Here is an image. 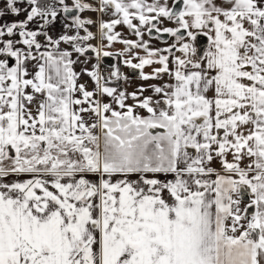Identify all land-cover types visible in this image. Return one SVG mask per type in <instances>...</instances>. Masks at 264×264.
Here are the masks:
<instances>
[{
	"label": "snow or ice",
	"instance_id": "1",
	"mask_svg": "<svg viewBox=\"0 0 264 264\" xmlns=\"http://www.w3.org/2000/svg\"><path fill=\"white\" fill-rule=\"evenodd\" d=\"M0 2V264H264V0Z\"/></svg>",
	"mask_w": 264,
	"mask_h": 264
},
{
	"label": "crops",
	"instance_id": "2",
	"mask_svg": "<svg viewBox=\"0 0 264 264\" xmlns=\"http://www.w3.org/2000/svg\"><path fill=\"white\" fill-rule=\"evenodd\" d=\"M69 2H71V0H69ZM169 4H172L173 3V0H168ZM20 6H23V4H21ZM0 7H4L3 3L0 2ZM25 13H21V15L19 16H15V15H12V14H8L4 17V20L5 21H14V20H23L25 18ZM84 17H90L92 18L93 20H96L97 19V14L96 13H93V12H85L82 14ZM107 19V17H106ZM33 25H30V27H32ZM122 28V32L125 34V35H128L129 32L127 30L126 27H121ZM91 30L93 32H96L97 31V27L96 26H92ZM62 31V25L60 23V21L58 20L54 27L52 29H50V32L51 34L55 35L57 33H60ZM41 39H43V37H41ZM91 43L93 44H97L99 43V40H93L91 41ZM161 47V46H160ZM95 61L93 60V63ZM89 67H91V64H89ZM77 70L79 71V66H77ZM145 71H151V68H146ZM128 77H129V81L128 82H122L123 86L125 88L128 89L129 92L131 91H134L137 89L138 86L140 85H145L147 86L148 84H152V83H161V81H144L142 79L139 78V75H138V71H134V70H129L127 69V71L125 72ZM165 80L167 79V77L164 78ZM81 82H87L89 88H91L93 85H92V82L89 80V78L87 76L83 77L82 78V81ZM151 94V90L149 89L148 92L145 93V95H149ZM218 167V165H216ZM247 197H245V203H247Z\"/></svg>",
	"mask_w": 264,
	"mask_h": 264
},
{
	"label": "rangeland",
	"instance_id": "3",
	"mask_svg": "<svg viewBox=\"0 0 264 264\" xmlns=\"http://www.w3.org/2000/svg\"><path fill=\"white\" fill-rule=\"evenodd\" d=\"M118 30H121L122 31V28H120V29H118ZM128 35H130V34H128ZM131 38H135V37H131ZM146 39L148 38L147 36L145 37ZM153 44L155 45V46H157V47H160V46H163L162 45V43L161 42H159V41H157V40H155V39H153ZM124 46L122 45V44H119V43H117V44H115L114 46H113V49H110V50H117V49H122ZM116 59V58H115ZM116 63H117V60H116ZM130 71L132 70V69H130V68H128Z\"/></svg>",
	"mask_w": 264,
	"mask_h": 264
},
{
	"label": "flooded vegetation",
	"instance_id": "4",
	"mask_svg": "<svg viewBox=\"0 0 264 264\" xmlns=\"http://www.w3.org/2000/svg\"><path fill=\"white\" fill-rule=\"evenodd\" d=\"M165 38H167L166 34H165ZM169 43H171L172 41L169 40L168 41ZM204 45V47H206V38H199L198 40V46H202ZM162 47V46H161ZM114 58V57H113ZM114 63H116V59L114 58ZM103 66L105 67H110L108 65H106L104 62H103ZM128 67H122V71L125 73L127 71ZM122 83V82H121Z\"/></svg>",
	"mask_w": 264,
	"mask_h": 264
},
{
	"label": "water",
	"instance_id": "5",
	"mask_svg": "<svg viewBox=\"0 0 264 264\" xmlns=\"http://www.w3.org/2000/svg\"><path fill=\"white\" fill-rule=\"evenodd\" d=\"M204 47V45H202ZM104 63L108 66H111L112 64H114V58L113 57H106L104 59Z\"/></svg>",
	"mask_w": 264,
	"mask_h": 264
},
{
	"label": "built area",
	"instance_id": "6",
	"mask_svg": "<svg viewBox=\"0 0 264 264\" xmlns=\"http://www.w3.org/2000/svg\"><path fill=\"white\" fill-rule=\"evenodd\" d=\"M104 68H105V70H107L109 67H105V66H103Z\"/></svg>",
	"mask_w": 264,
	"mask_h": 264
}]
</instances>
